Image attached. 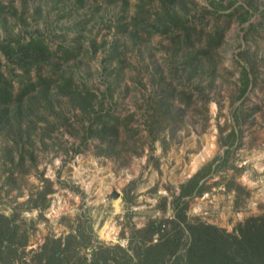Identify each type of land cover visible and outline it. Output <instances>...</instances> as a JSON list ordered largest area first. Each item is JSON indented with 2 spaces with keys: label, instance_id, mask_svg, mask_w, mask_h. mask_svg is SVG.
<instances>
[{
  "label": "rangeland",
  "instance_id": "obj_1",
  "mask_svg": "<svg viewBox=\"0 0 264 264\" xmlns=\"http://www.w3.org/2000/svg\"><path fill=\"white\" fill-rule=\"evenodd\" d=\"M170 1L0 0V46L23 36L49 50L37 64L13 59L16 68L0 51L14 85L25 68L51 79V95L38 97L48 115L31 116L35 144L19 146L13 130L0 149L1 212L19 211L39 192L47 197V206L20 211V264L32 262L47 236L73 249L90 236L93 245L69 264L90 262L98 243L109 264H124L116 246L131 251L141 242L135 229L173 218L183 200L188 220L227 232L264 217V0ZM242 67L250 80L239 96ZM170 99L176 106L166 114L162 101ZM115 116L118 136H99ZM20 152L26 160L15 167L10 155L16 163ZM215 157L201 192L178 200L180 185ZM72 230L82 235L68 241Z\"/></svg>",
  "mask_w": 264,
  "mask_h": 264
},
{
  "label": "trees",
  "instance_id": "obj_2",
  "mask_svg": "<svg viewBox=\"0 0 264 264\" xmlns=\"http://www.w3.org/2000/svg\"><path fill=\"white\" fill-rule=\"evenodd\" d=\"M162 2L164 3V1ZM213 4L212 10H216V3L214 2ZM212 10L208 9V12H212ZM36 45H39L42 50L38 49ZM0 51L3 52L6 60L8 59V62H12V64L14 63L13 59L16 60V64L23 61L27 64H37L42 51L49 52L45 43L38 38L24 39L23 36L16 37L13 42L3 43L0 46ZM1 68L0 149H5L4 145L9 142L8 134L13 130L19 131L16 136L17 141L14 139L19 146L26 144L31 147L35 144L32 136L35 134L37 126L36 121L31 120V116L38 112L45 119L48 115L46 112L43 113V108L40 109L38 97L40 96L39 94H44V96L47 94L51 95L49 82L51 79L47 80L46 75L41 72V68L36 70L33 77L29 75L31 69L25 68V73L22 74H26L27 77H22L23 81L17 83L18 86H21L19 87V92L14 93V88H18V86L14 85L9 78L6 79V73ZM249 80L248 70L246 67H242L240 76L242 85L239 96L245 94ZM80 92L74 90L70 93L74 94L72 96L75 100H78L82 98ZM85 95L84 99L79 101V105L87 103L89 94L86 93ZM169 101L166 103L162 101V105L167 109L166 114H169L170 111L168 110L176 106L172 102L174 99ZM14 107L16 108L14 109ZM160 116L164 117L165 112L160 113ZM99 120V116H96L91 124L95 125ZM119 125L120 119L117 116L106 120L102 123L101 129L98 130L99 136L106 138L110 132H113L116 135L114 137H117ZM23 126L26 132L25 143L22 141ZM232 134H234V131H232ZM108 143H110V140ZM10 156V160L15 167L16 164L22 166L26 160L22 152L18 155L19 158L16 163L14 162V155L11 153ZM26 156H31L32 158V151ZM216 159L215 157L207 162L193 176L180 185L178 200H181L182 197L190 196L194 191L197 193L201 192L199 182L212 171V165ZM1 173L3 174L4 171L2 170ZM10 183V177H7L3 180L2 185ZM46 198L45 193L39 192L37 196L30 195L23 202H19L17 205L19 211H14L7 215L0 210V264L23 263L21 260L27 254L25 251L27 229L24 227V218L21 216L20 211L45 207L47 206ZM180 202L183 205L177 209L173 218L165 220L153 219L144 227L135 229L134 233L141 242L138 245H134L131 251L122 246H116L118 250L123 252L124 264H146V262H151L150 264H264V217L248 219L246 224H240L237 233L227 232L205 222H191L187 219L185 213L187 201L183 200ZM166 223H169L167 228ZM78 235H82V233L80 231L74 233L72 230L66 239L68 241L71 239L75 240ZM155 235L158 236L156 241L153 242ZM183 236L184 238L186 237V242L183 241ZM86 237L88 239L84 245H79V241H77L78 246L73 249L69 242L65 244V247H62L61 237L47 236L39 250L33 252L32 262L30 263L24 259V264H69L71 257L76 255L82 246L86 248L93 245L90 236ZM183 247L184 250L181 252L180 250ZM107 249L108 247L103 249V246L98 243L91 250L90 262L87 263V259H84L81 264H109L106 256ZM151 258L152 260H150Z\"/></svg>",
  "mask_w": 264,
  "mask_h": 264
}]
</instances>
